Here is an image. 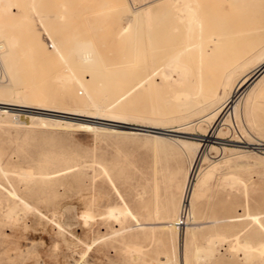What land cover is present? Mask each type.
<instances>
[{"label": "rangeland", "instance_id": "374dc122", "mask_svg": "<svg viewBox=\"0 0 264 264\" xmlns=\"http://www.w3.org/2000/svg\"><path fill=\"white\" fill-rule=\"evenodd\" d=\"M16 1L0 29V43L6 36L17 40L14 66L1 61L0 54V87H13L14 93L0 102L38 109L0 105V264H186L188 254L195 256L193 264H245L232 241L243 228H252L251 214L264 218V74L261 81L252 82L255 77L239 88L237 84L250 73L264 71V0H233L225 6L218 4L221 0H201L203 7L212 4L219 10L207 19L204 36L213 41L204 46L201 66L204 74L216 77L218 89L215 101L188 111L167 102L163 87L138 84L133 73L125 83L111 82L109 91L94 94L98 106L42 102L50 92L66 96L78 90L76 94L85 96L88 92L77 79L89 80L90 73L76 69L62 85L56 79L70 72L71 63L31 52L36 35L53 50L41 12L64 13L63 18L44 21L58 24L50 29L67 33L74 47L96 50L108 72L128 71L135 65L132 50L128 41L116 38L117 32L131 11L163 0ZM31 2L37 11L28 9ZM4 6L0 4L1 14L6 13ZM165 12L161 5L136 18V26L146 25L148 59L166 54L167 35L154 29ZM172 34L179 35V29ZM178 76L174 71L173 77ZM16 109L30 111L28 120ZM39 109L52 112L36 113L48 112ZM146 125L185 129L188 134L165 131L171 133L161 138L133 130L148 129L141 127ZM210 133L219 140L205 142ZM178 136L193 145L178 144ZM53 154L70 160L58 164ZM190 168L194 182L199 171L214 169V184L193 200L200 224L194 227L193 253L180 247L174 227L160 223L161 216L154 213L156 207L169 219L179 213L172 199ZM27 171L33 175L29 180L24 178ZM125 208L131 213L120 212ZM217 218L219 223H210Z\"/></svg>", "mask_w": 264, "mask_h": 264}, {"label": "bare ground", "instance_id": "6f19581e", "mask_svg": "<svg viewBox=\"0 0 264 264\" xmlns=\"http://www.w3.org/2000/svg\"><path fill=\"white\" fill-rule=\"evenodd\" d=\"M232 1L233 0H221L218 4L225 6L227 3L229 4ZM15 3H17L16 0H0V4L5 5L4 7L6 8V13L4 14L0 13V29L3 25H6L5 17L13 13L12 6L15 5ZM202 3L203 2H201V0H163V1H156L153 4L149 5L147 8L139 10L137 12L131 11V15L129 16L127 21H125V24L119 28V31L117 32V35H116V38L118 40L128 41L130 43V48L132 50V59L135 62V65H132L128 71L126 69L122 71H116L112 69L108 72L107 70L104 69L103 64H102V59L100 58V56L98 55L99 53H97L96 50H94V52L92 51L88 53L89 49H86V52H83L82 49L77 48L76 45L74 47L67 33L61 32V30H59L58 28H55L52 30L50 29L52 26L54 27L58 26V24L51 23L50 25H48L44 21V19L47 21H51L52 19L63 18L64 13L51 15V13H48L47 11L41 12L40 20L45 30L49 32L48 36L51 39L53 50L50 53L49 48L45 47L43 42L41 41L40 35L39 36L36 35V36H33L32 38L31 52L34 55L39 54L38 56L45 60H48L50 58V59H56V60L63 61V63L64 62L69 63V64L71 63L70 72L63 74L61 78L59 77V79H56L57 81L58 80L61 81L62 85L66 86V84L69 83V81L71 80V74H73V72H76V69H84L86 72L90 73L89 80L77 79L80 85L85 87L86 91L88 92L85 96H80L76 94L78 90L76 92H71L70 95L69 93H67L68 96L67 95L62 96L60 94H55L54 92L52 93L50 92L45 98H42L43 99L42 102L46 103V105L47 104H60L63 106H68V107L70 105L71 106L75 105L76 107H80L84 102H91L98 106L99 104L95 99L96 94L109 91L112 87L110 86L111 82L113 84L119 83V81L120 82L122 81L125 83V81H128L129 79L128 75L133 73L134 79L138 80L137 82L138 84L142 82H150V84L155 85L156 88L163 87V89L165 90L167 94L166 95L167 102L173 103L174 107H176L178 110L180 109V111H188L190 109H197V108L199 109L203 105H208L212 103L217 95L218 81L216 80V77L213 76L212 74L210 73L204 74V72L201 69V66L203 64L204 57H205L204 56V52H205L204 46L207 45V43L209 44L210 42L213 41L209 38H205L204 36L205 27L210 22V20L214 16L217 15L219 10L215 8L212 4H210L209 6L207 5L203 7ZM161 5L162 6L164 5L166 12L161 17H159L161 23L159 22L160 24H156L154 29H156L155 31H157V33H159L160 35H163V34L167 35L164 39L167 44L166 49H165L166 54L164 57L159 54L153 55L151 56V59H148L150 57V56L148 57V55L150 54L148 51H146L144 47L147 36L145 37V35H143L145 33V32L143 33V29L144 28L146 29V25L140 24L136 26L135 25L136 18L138 14L145 13L146 11L147 12L150 11L151 13H153L154 9ZM28 9L37 11L36 5L33 2L30 3V7ZM23 11H24V7L23 9L18 10L19 14L24 13ZM207 19L209 22L207 21ZM177 29H179V35L175 36L172 33ZM151 38L150 40L154 41L152 43H155L156 40L151 39ZM78 40L79 41H77L76 44L80 42L82 39H78ZM16 44H17V40L14 37H11V36L5 37L4 43H0V54L4 57L3 60L0 58L1 61L10 62L11 66H14L16 64L14 63V60L17 57L15 53ZM209 52L210 51L206 49V53H209ZM165 64H168V65L166 66V68L162 69V67ZM194 67H198V69L194 70ZM174 71L178 73L179 75L178 78L173 77ZM263 74H264V71H262L261 73H259L258 71V73L256 74L250 73L237 84V87L239 88V86L242 84V81L247 80V79H253L256 77L255 80L252 81V82H255L258 79H260ZM158 78L161 80V82L159 83H157ZM137 83L135 85H138ZM234 84L235 82L233 83V85ZM131 90L132 89L127 90L125 94H123L120 98L128 95L131 92ZM13 93H14L13 87L11 88V90H8L5 87H0V97L10 96L11 98H13ZM17 95L19 97L20 93L18 92ZM24 96L27 97L28 94L25 93ZM0 105H9V106H16V107H25L29 109L30 108L38 109L36 107H31V106L29 107V106L17 105V104H8L4 102H0ZM105 107L107 106L105 105ZM39 110H47L48 112L43 113L44 112L43 111V112H36V113L48 114L49 112H52L51 110H48V109H39ZM13 111H18L17 115L22 116L23 119L25 120H28L27 113L30 111L28 112L19 111V109H16ZM8 113L9 112L7 110L3 112V114H8ZM13 115L15 116V114ZM43 117H45V115ZM92 120L94 123H99L98 119L94 118ZM116 122L120 123L119 121H116ZM125 124L127 125V123ZM141 127H145L148 129L153 128L154 130H157L158 132L144 130V129L135 128V127H133V130H137V132L139 130H142L143 132H146V134L151 133L153 134L154 137H161V138L169 136V134L163 133L165 131L182 133L185 135L187 133V130L185 129L169 130L166 127L160 128V127L148 126V125L141 126ZM129 128L132 129V127H129ZM215 133L213 134L210 133V135H205V138H204L205 142L210 144V143L215 142V140H219V138L216 136ZM179 136L177 137L178 140H175L178 142V144L180 141L182 145L187 146V147L188 146L190 147L193 145L191 144V142H188L185 140H179ZM155 141L158 142V140H154V142ZM149 143H150L149 141L145 142V144H149ZM52 158L58 164H65L69 162L70 160V157L64 154H53ZM69 168L70 167L66 169H69ZM194 174L195 173L192 172V169L190 168L187 174V181L182 186L181 191H180V192H183L181 195L180 201L178 197L180 192L177 193L178 195H176V199L175 197L172 199L173 205H175L176 207L179 205V211H178L179 213L177 215L169 219V217H164L161 215V211L158 207H156L154 210V213L161 216V218H157V219H160L159 220L160 223H162L163 225L168 224L174 227V229L176 230V234L179 237L178 239H179L180 247L183 248L184 246V250H186L188 253H193V250H194L193 248H194L195 237H196L195 236L196 232L194 231V227L200 225L198 223V219H199L198 214H197L198 212L196 211V209H194L193 200L201 197L204 194V191L210 188V183L214 184V182H211L213 175H214V169L207 168L205 171H199V174L196 175V182L193 181ZM23 175H25V173H23ZM32 177L33 175L31 171L30 172L27 171L26 177L24 176V178L25 179L27 178L28 180ZM155 200H156V197H155ZM263 205H264V199H263ZM15 210L16 208L14 209V211ZM120 212L124 213V215L126 214L128 215V213H131V211L126 208L121 210ZM110 215H111V212H110ZM86 216L92 217L93 214L87 213ZM250 216H252V228L250 227L251 229H248V230L243 228L241 235H239L240 234L239 232L238 234L233 235L235 236V238L232 241L233 243L232 247L234 249L235 248L239 249L238 252L241 251L243 253L245 264H264V218L256 214L254 215L251 214ZM78 218H81V217H78ZM81 219H83V217ZM219 222H220V219L217 218L216 220H213L210 223H219ZM27 230H28V227H27ZM182 235L184 236L183 242H182ZM133 249L135 250L136 248H133ZM194 259H195V256L189 255V254L186 255V264H193Z\"/></svg>", "mask_w": 264, "mask_h": 264}, {"label": "water", "instance_id": "95a60500", "mask_svg": "<svg viewBox=\"0 0 264 264\" xmlns=\"http://www.w3.org/2000/svg\"><path fill=\"white\" fill-rule=\"evenodd\" d=\"M140 129H142V128H140ZM144 130H149V131H157V130H154V129H144ZM158 132V131H157ZM163 133H171V132H163Z\"/></svg>", "mask_w": 264, "mask_h": 264}]
</instances>
